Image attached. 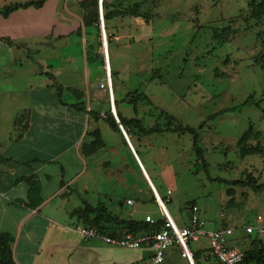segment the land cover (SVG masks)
<instances>
[{"label":"rangeland","instance_id":"1","mask_svg":"<svg viewBox=\"0 0 264 264\" xmlns=\"http://www.w3.org/2000/svg\"><path fill=\"white\" fill-rule=\"evenodd\" d=\"M83 1L68 0V5L70 8L75 4L84 19L87 12ZM104 1L109 10L117 7L131 12L105 20V44L102 33L99 36L95 29L90 41L84 29V41L74 33L67 37L66 46L62 44L53 50L55 54H66L70 62L58 82L67 87L81 86L79 83L85 81L86 75V53L88 61L105 68L106 78L99 81L100 88L110 75L113 97L118 102L116 111L122 108L126 118H139L147 128L174 127L178 122L196 128L203 124L199 130L200 145L208 171L196 168L190 134H151L148 148L138 153L151 168L161 197L168 196V189L172 191L166 204L180 227L188 222L186 206L196 201L207 221L206 230L225 224L233 229L229 239L250 236L257 240L255 234L247 233V227L258 225V216L263 217L264 223V191L227 185L215 179L264 182V152L244 154L243 146L238 144L253 127L262 136L249 140L245 147L264 151V6L259 5L264 0ZM253 4L259 5L255 11ZM91 11L90 18H94L96 9ZM154 75L157 77L153 78ZM67 92L80 99L81 94L75 95V89ZM250 97L251 102L242 106ZM106 159L110 161L109 179L104 169L101 182H107L109 188L106 186L103 194L90 191L82 197L93 204H105L116 216L127 218L129 213L140 209L150 210L154 219L160 217L158 205L147 193L149 183L136 170V161L122 142L108 152ZM152 171L156 175L158 171L159 176L156 178ZM80 185L81 181L74 187ZM77 196H72V203L81 205V196ZM128 199H134L135 205L127 206ZM138 216L133 219L138 220ZM72 219L69 225L73 228L83 223L76 217ZM204 238L191 241V249L206 246ZM231 243L234 244L233 240ZM246 247L243 245V249ZM137 252L147 257V252ZM179 252L176 249L170 252L163 264H184L185 258Z\"/></svg>","mask_w":264,"mask_h":264},{"label":"crops","instance_id":"2","mask_svg":"<svg viewBox=\"0 0 264 264\" xmlns=\"http://www.w3.org/2000/svg\"><path fill=\"white\" fill-rule=\"evenodd\" d=\"M35 1L38 0H0V9ZM72 5L69 8L68 0H47L41 7H20L7 17L0 14V233L13 236V256L18 264H150L151 248H116L99 240L89 241L83 239L77 225H69L74 221L70 213L83 206L82 201L81 205L72 203L73 195L105 193L108 183L101 179L110 165L106 157L121 142L135 159L136 170L149 183L147 186L145 182L153 203L158 205L151 185L161 196L151 168L138 153L148 148L149 135L136 131L128 134L117 111L119 123L113 116L125 132L120 126V130L113 129L107 121L112 112L111 96L107 89L99 87V81L106 78L105 68L88 61L85 53L86 75L81 86L67 87L58 82L70 62L66 54H55L53 50L66 46L67 37L80 26L83 41L84 29L90 41L95 36V29L84 27L79 8ZM107 69L110 71L108 65ZM55 82L64 87V103L59 100ZM70 89H75V95L80 92V99L69 92L65 94ZM112 99L116 109L118 102L113 96ZM81 102L85 111L72 107ZM119 112L126 117L122 108ZM95 130L100 131L105 146L87 156L83 143L90 141V133ZM159 174L157 171L154 176ZM108 175L109 172L105 176ZM80 181V187H74ZM160 213L154 219L150 210L136 209L122 218L133 219L139 214L138 220L151 217L157 221L164 219L161 209ZM204 237L207 245L194 251L201 253L199 264H220L210 253L209 238ZM231 240V245L241 249L247 245L243 249L246 251L255 239L243 236ZM173 247L180 251L177 245L170 248ZM137 251L147 252V257ZM170 252L167 251L166 259ZM184 264H190L186 258Z\"/></svg>","mask_w":264,"mask_h":264},{"label":"trees","instance_id":"3","mask_svg":"<svg viewBox=\"0 0 264 264\" xmlns=\"http://www.w3.org/2000/svg\"><path fill=\"white\" fill-rule=\"evenodd\" d=\"M47 0H38L35 2L27 3V4H14L12 6H8L5 8L0 9V14L4 17L9 16L12 12L18 10L20 7H29L34 5L35 7H41ZM83 8L86 10L87 14L84 16V27L85 28H93L98 31L99 36H101V27H100V2L99 0H85L82 2ZM264 6V1L259 4ZM258 4H253L254 11L256 7L259 6ZM91 8L96 9V14L94 12V18L92 17ZM108 5L105 1H103V11H104V18L106 21H111L112 19L118 16H125L128 15L131 11L130 9L124 10L114 7L112 10L108 9ZM135 15H139L138 12H133ZM76 34H82V26H80L76 31ZM109 42H110V35H109ZM264 70V66H263ZM159 73V71L156 72ZM156 75L153 78L157 77ZM59 100L63 102L62 97L64 93V87L55 82ZM252 98L250 97L247 99L242 106H245L251 102ZM130 103L132 100H129ZM72 107L79 111H85L83 106V102L72 104ZM238 109V108H237ZM109 117L107 119L108 123L113 129L120 130L118 123L116 122L112 112H109ZM118 116L120 118L121 123L125 127L128 134L131 131H136L140 135H151L156 133H163V132H173L177 133L178 135H185L190 134L193 136V147L196 153V168L198 171H208V161L206 159L204 149L200 145V133L199 130L203 128V124L200 125L198 128L183 125L181 123H177L174 127H163L160 125H156L155 127L147 128L144 126L143 122L139 118H126L120 112H118ZM169 116V119L174 120V117ZM97 118H100L99 115H96ZM92 137L90 141H85L83 143V153L85 155H91L98 150L102 149L105 146V142L102 138V135L99 130H95L90 133ZM262 136L261 131H255L253 127H250L244 135L238 141L240 146H243V153L250 154V152H264L260 148H246L245 144L251 139H260ZM221 183H225L227 185H234V186H250L254 191L261 192L264 191V182L257 184L250 180H227L224 178L215 179ZM81 196L80 193H78ZM155 198V196H154ZM163 200L166 201V197H163ZM83 206L74 209L70 215L71 217H76L79 220L83 221V225L92 226L97 228L101 233L111 235V236H122L127 233H133L134 235L144 234V233H156L161 231L165 227V220L160 219L157 220L155 223H151L147 220H134V219H125L120 216H116L110 210L107 209L105 204L98 203L92 204L86 199L81 196ZM196 204V201H192L188 204ZM85 223V224H84ZM107 227V228H105ZM224 227L225 224H224ZM14 238L8 232L0 233V264H18L13 256L12 250V242ZM201 253L194 252V260L196 264H199V258ZM264 264V237L263 239L258 238L252 242V247L249 250L245 251V257L240 264Z\"/></svg>","mask_w":264,"mask_h":264},{"label":"built area","instance_id":"4","mask_svg":"<svg viewBox=\"0 0 264 264\" xmlns=\"http://www.w3.org/2000/svg\"><path fill=\"white\" fill-rule=\"evenodd\" d=\"M100 21L104 25L103 17L104 11L102 6L99 7ZM102 87L108 89V93L111 96V110L117 117V112L112 99V85L110 75L107 76L106 82L102 84ZM119 121V120H118ZM155 200L160 206L162 211L165 227L156 233H144L134 235L133 233H127L122 236H111L101 233L97 228L81 224L78 226L80 234L86 240H99L106 245L116 248L125 249H142L151 248L153 250V256L150 264H163L166 259L167 251L170 247L177 245L180 248V252L183 258H186L190 264H196L194 260V251L190 247L191 241H198L200 238L207 236L209 238V249L212 256H214L220 264H240L244 257L245 251L237 246L231 245V239L228 235L232 234L233 229L222 226L215 230H206L207 221L203 216V212L198 204H188L185 210L188 212V223L184 227H180L173 219L172 215L166 207V201L160 197L152 186ZM172 193L168 190V197ZM127 204H134L133 199H128ZM259 223L256 226H248L247 233L255 234L258 237H264V223L263 217H257ZM147 221L155 223L151 217L146 218Z\"/></svg>","mask_w":264,"mask_h":264},{"label":"water","instance_id":"5","mask_svg":"<svg viewBox=\"0 0 264 264\" xmlns=\"http://www.w3.org/2000/svg\"><path fill=\"white\" fill-rule=\"evenodd\" d=\"M99 2H100V6H102V0H99ZM101 28H102L103 44H105V40L107 39V37H106L105 26H104L103 24H101ZM116 119H117V121L119 120L118 118H116ZM118 123H119V121H118ZM119 126H120L121 130H122L123 132H125V131H124V128H123V126H122L121 123L119 124ZM126 137H127V136H126Z\"/></svg>","mask_w":264,"mask_h":264},{"label":"bare ground","instance_id":"6","mask_svg":"<svg viewBox=\"0 0 264 264\" xmlns=\"http://www.w3.org/2000/svg\"><path fill=\"white\" fill-rule=\"evenodd\" d=\"M103 1L104 0H102V8H103ZM103 22H104V26H105V18L103 17ZM105 42H107V39L105 40ZM151 186H153L154 188H155V186L154 185H151ZM155 190H156V188H155ZM160 196V195H159ZM161 197V196H160ZM166 205V204H165Z\"/></svg>","mask_w":264,"mask_h":264}]
</instances>
